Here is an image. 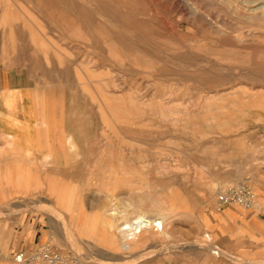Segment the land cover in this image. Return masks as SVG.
<instances>
[{"label":"rangeland","instance_id":"1","mask_svg":"<svg viewBox=\"0 0 264 264\" xmlns=\"http://www.w3.org/2000/svg\"><path fill=\"white\" fill-rule=\"evenodd\" d=\"M6 64L99 108L103 177L84 186L105 210L87 221L94 240L71 244L84 264H264V240L224 217L255 209L218 204L264 169V0H0ZM118 207V227L140 212L165 221L129 247L108 227Z\"/></svg>","mask_w":264,"mask_h":264},{"label":"crops","instance_id":"2","mask_svg":"<svg viewBox=\"0 0 264 264\" xmlns=\"http://www.w3.org/2000/svg\"><path fill=\"white\" fill-rule=\"evenodd\" d=\"M49 84L24 67H0V264H17V254H32L46 245L74 253L72 243L85 246L94 240L88 219L104 215V197L96 192L98 196L89 200L94 192L84 186L94 174L103 177L105 140L99 108H92L93 117L73 101L71 91ZM248 184L257 196L256 214L248 219L247 214L227 210L224 217L243 238L263 242L264 169L248 178ZM25 205L41 210L10 214V209ZM100 223L104 227L102 218ZM110 234L101 229V237ZM114 258L104 260L116 263Z\"/></svg>","mask_w":264,"mask_h":264},{"label":"built area","instance_id":"3","mask_svg":"<svg viewBox=\"0 0 264 264\" xmlns=\"http://www.w3.org/2000/svg\"><path fill=\"white\" fill-rule=\"evenodd\" d=\"M220 209L238 206L246 210L255 209L257 196L253 188L247 183H240L220 192L218 195ZM17 264H84V256L75 253L64 254L52 246H42L32 254L24 252L15 256Z\"/></svg>","mask_w":264,"mask_h":264},{"label":"bare ground","instance_id":"4","mask_svg":"<svg viewBox=\"0 0 264 264\" xmlns=\"http://www.w3.org/2000/svg\"><path fill=\"white\" fill-rule=\"evenodd\" d=\"M119 205H121V204H119ZM119 207L105 211L106 212L105 214L107 216V220L109 219L108 220V227L110 228V230H114L115 228H118L119 231L121 232V234L124 235V239H126V242H127L129 247H130V245H132V243L138 244V242L140 241L139 235L141 234L142 231L151 232L152 230H154L155 227L160 228L161 224L165 221V215L159 216L158 217L159 219H153V218H150L145 213L140 212V213H137L134 217H132L131 221H128V222L124 223L123 225H121L120 227H118L117 221L120 219L121 215L124 216L125 219L128 216V209H127L128 207L127 206H126L127 208L125 207L127 210H125V209L121 210L122 208H119ZM120 222H122V221H120ZM163 235H164V233H163ZM206 237L208 238V240H211V238H212V236L210 234L206 235ZM206 237H204V238H206Z\"/></svg>","mask_w":264,"mask_h":264}]
</instances>
